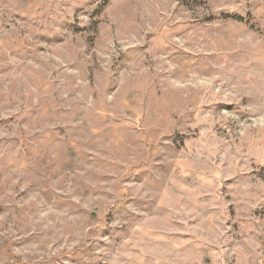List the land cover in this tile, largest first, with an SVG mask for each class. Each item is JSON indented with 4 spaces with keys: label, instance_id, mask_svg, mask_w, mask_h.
I'll return each mask as SVG.
<instances>
[{
    "label": "rangeland",
    "instance_id": "rangeland-1",
    "mask_svg": "<svg viewBox=\"0 0 264 264\" xmlns=\"http://www.w3.org/2000/svg\"><path fill=\"white\" fill-rule=\"evenodd\" d=\"M0 264H264V0H0Z\"/></svg>",
    "mask_w": 264,
    "mask_h": 264
}]
</instances>
